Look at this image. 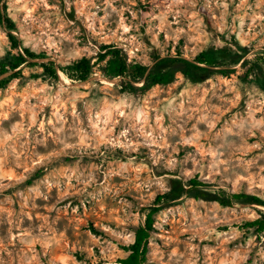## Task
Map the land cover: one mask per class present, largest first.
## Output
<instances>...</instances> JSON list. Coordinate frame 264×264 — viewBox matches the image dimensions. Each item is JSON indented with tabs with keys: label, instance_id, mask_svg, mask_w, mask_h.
<instances>
[{
	"label": "rangeland",
	"instance_id": "obj_1",
	"mask_svg": "<svg viewBox=\"0 0 264 264\" xmlns=\"http://www.w3.org/2000/svg\"><path fill=\"white\" fill-rule=\"evenodd\" d=\"M5 5L18 48L0 26V62L22 48L45 58L0 89V264H116L172 178L264 200V91L244 80L243 65L135 96L99 73L80 82L58 70L95 62L101 44L149 65L153 54L192 59L238 42L250 49L245 60L264 63V0ZM48 61L57 80L41 75ZM262 213L184 197L153 214L144 264H264V230L244 226Z\"/></svg>",
	"mask_w": 264,
	"mask_h": 264
},
{
	"label": "trees",
	"instance_id": "obj_2",
	"mask_svg": "<svg viewBox=\"0 0 264 264\" xmlns=\"http://www.w3.org/2000/svg\"><path fill=\"white\" fill-rule=\"evenodd\" d=\"M6 0H0V26L8 31V40L12 50L18 48L15 36L11 33L15 27L6 14ZM250 53L247 46L238 42H231L225 46H211L197 53L192 59L185 58L180 51L173 55L161 56L153 54L149 65L137 59H128L127 54L114 45L101 44L97 53V60L82 57L59 66L58 70L68 79L84 82L92 75L106 80H116L113 85L122 94L143 95L154 87H164L172 84L177 76L190 84H199L215 76L227 77L234 72V67L241 64L246 67L243 78L249 84L264 91L263 65L260 59L245 60ZM45 58L44 54H35L27 48H22V54H10L0 62V75L12 72L0 81L2 89L11 80L19 78L18 69L28 61ZM33 64V63H32ZM43 77L57 80V68L54 62L40 64ZM38 77V76H37ZM36 77V78H37ZM192 198L206 202H215L220 207L229 208L234 204L256 205L264 208V200L256 195L245 193H226L222 189H211L207 183L197 177L187 180L172 178L168 189L158 194L154 200V207H150L142 225L133 233V240L128 246L121 247L126 253L117 259L116 264H144L148 252V240L153 232V214L164 206L173 204L182 198ZM246 228H253L256 232L264 230V213L258 219L244 224Z\"/></svg>",
	"mask_w": 264,
	"mask_h": 264
},
{
	"label": "water",
	"instance_id": "obj_3",
	"mask_svg": "<svg viewBox=\"0 0 264 264\" xmlns=\"http://www.w3.org/2000/svg\"><path fill=\"white\" fill-rule=\"evenodd\" d=\"M101 80H105V81H111V80H106V79H103V78H100ZM114 81V84H116L117 83V81L116 80H113Z\"/></svg>",
	"mask_w": 264,
	"mask_h": 264
}]
</instances>
